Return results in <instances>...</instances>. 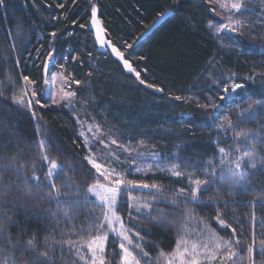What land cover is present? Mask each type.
<instances>
[{"label": "trees", "instance_id": "16d2710c", "mask_svg": "<svg viewBox=\"0 0 264 264\" xmlns=\"http://www.w3.org/2000/svg\"><path fill=\"white\" fill-rule=\"evenodd\" d=\"M55 3L56 0H38L33 5L28 0H7L6 5L0 8V48L15 44L13 57L0 62V82H6L9 74L13 82H16L18 73L39 79L43 71V61L49 51L54 50L55 67L50 66L51 73L58 70L60 64L64 63L63 57L79 54L85 63L83 65L72 63L71 68L79 74V79L88 80L92 85L88 88L90 92L84 90L79 96L92 94L95 111L102 113L119 127L126 141L128 139L136 146L142 145L143 149L147 146L153 148L152 152H159L167 161L169 159L165 156L166 152L169 156L172 155L171 157L178 155L180 159H185V156H195L194 163L197 168L194 176L200 179L205 177L198 169L205 167L206 162L214 157L216 161L219 160L217 142H220L219 147H224L233 153L238 145L242 146L241 154L244 148L249 150L255 148L257 154L264 158V147H261L259 143L253 140L248 144L244 137H236V132L255 133L259 130V125L264 124V110H261L259 106H255V119L250 116H238V113L247 109L250 104L255 105L256 100H264V75H260L264 72L262 43H254L250 40L249 42L238 35L223 33V37L236 41L238 47L225 49L220 42V37L207 27L214 14L206 11L204 0H97L100 18L111 34V38L128 42L140 36L148 24L157 20L158 12L173 8L175 13L173 17L145 42L136 43L129 50L133 54L131 58L137 61V65L148 69L147 76L144 78L163 88V92L157 93L139 85L135 78L127 75L114 59L100 53L94 36L88 30L71 24L73 18H79L82 15L79 9L74 10L66 23L60 21L50 23L54 14L60 16L64 12L55 8ZM48 4L53 7H46ZM189 18L195 21V27L188 23ZM20 22H23V28L20 37H17V25ZM84 22L87 23L86 20ZM52 31H57L55 38L50 36ZM87 52L92 53L91 57L85 55ZM38 53H44V55H40L37 59ZM16 55L23 58L19 69L13 68ZM141 56L145 59H140ZM216 64L230 73H236L241 78L240 82L246 85L233 99L219 100L221 107L218 113L211 110L205 111L197 106V101L200 104L206 103L201 97L205 94L202 91L207 88H203L202 84L210 68ZM89 71L92 72L91 77L88 76ZM252 73L257 74L255 78L246 80L245 77ZM46 87L41 82V90ZM12 91L11 87L4 88L5 95H10ZM214 91L218 92L216 87L210 90L213 93ZM44 95L50 106L38 110L36 121H30L27 116L18 120L19 114L15 112L8 116V120L11 123L18 122L21 134H27L29 140L39 138L34 129V124L38 125L40 131L46 137H51L63 153L58 155L53 146L48 149L49 155L61 164L78 169L79 159L86 155V152L77 139L80 129L74 120L75 114L70 108L51 105V101L47 99L48 95L46 93ZM176 95L193 97V100L188 103L176 101L173 99ZM5 115H7V107L3 113H0V117ZM226 115L230 116L234 124L238 120L244 122L240 123L234 131H226L227 122L222 119ZM214 116H219L220 119H215ZM101 117L103 116L99 118ZM221 123L225 124V128L217 127ZM8 135L9 131L5 129V140ZM140 141L144 143L140 144ZM156 147L160 149L157 150ZM249 154H251L250 151ZM16 155L29 165L27 173L29 176L32 174L33 163L39 174L41 161L35 143L20 144L19 138L13 139L10 145L6 144L0 148V166L8 163L10 158ZM216 168L219 171V163H216ZM246 171L251 184L247 190L237 189L234 198L228 195L230 189L223 186L220 181L213 184L201 196L202 201H208L209 197L219 190L222 200L232 201L224 210V216L228 223L237 228L241 245L251 231L252 221L246 219L253 211L249 205L250 201H256L254 210L257 224L264 221V207H261L258 199L261 189H264V172L257 169L258 174L253 176L250 166L246 168ZM65 175L73 176L67 168L60 174L61 178ZM129 178L148 184L156 183L165 189H171L163 196L156 197L159 203L154 204L152 208L153 220L141 219L139 216H134L132 219L133 224L143 229L141 235L147 241L145 250L149 252L156 264H166V257H161L160 253L171 252L183 228L196 224V221L185 220L184 213L188 210L193 212L197 220L205 218L206 223L199 224L198 227L214 229L219 235L230 238L231 230L221 229L212 219L215 216V205L200 207L186 203L172 205L166 202L176 199L172 192L187 184V180L177 181L167 172L136 174ZM73 179L80 185V196H74L73 199L82 200L87 192V184L92 181L82 180L79 171ZM253 188L256 189L255 192L252 191ZM133 195L141 201V206L143 201L153 199L152 195L148 194V190L134 192ZM220 207L223 209V205ZM44 209L56 212V205L41 203L40 212ZM70 211L75 214V220L66 223L62 214L54 218L44 213L39 215L38 219L33 218L27 227L30 232L39 229L38 235L41 241L46 235H55L59 240L61 231L70 232L72 225H75L78 230L89 231L94 221L88 214L93 211L99 212V209L94 208L91 203L84 202L71 207ZM189 231H191L190 227ZM255 231L257 234L264 232V225L257 226ZM88 239L89 236L78 237L77 242L85 243ZM64 261L70 264L71 258L65 254ZM57 264H60L59 260ZM240 264H245L244 260H240Z\"/></svg>", "mask_w": 264, "mask_h": 264}, {"label": "snow or ice", "instance_id": "6c2138e0", "mask_svg": "<svg viewBox=\"0 0 264 264\" xmlns=\"http://www.w3.org/2000/svg\"><path fill=\"white\" fill-rule=\"evenodd\" d=\"M28 2L35 5L38 0H28ZM6 3L7 0H0V8H3ZM204 3L206 11L214 14L207 27L213 30L218 37L221 33L242 35L245 28H254L256 25L264 28V0H260L261 10L255 21L245 19V14L250 11L247 8L249 0H204ZM46 7L51 8L53 5L48 4ZM55 8L64 10V12L60 16L54 14L50 23L55 21L66 23L74 10L79 9L82 15L79 18H73L71 24L88 30L94 36L100 53L114 59L126 74L134 76L139 85L163 92V88L158 87L155 82H148L144 78L147 76L148 69L139 67L137 61L131 58L133 54L129 50L152 31L158 20H163L170 13L174 14L173 8L158 12V19L148 24L145 31L132 42L111 38V34L102 26L99 18L97 0H70V2L69 0H56ZM216 17L220 19L216 20ZM85 20L87 23L84 22ZM188 23L193 27L196 26L191 18ZM22 28L23 22H20L17 25V37H20ZM69 35H71L70 32ZM50 36L55 38L57 31H52ZM14 51V43L0 48V62L12 58ZM40 55L44 53H38L37 59ZM85 55L91 57L92 53L87 52ZM62 59L64 63L60 64L61 71L57 73L62 80V86L55 95H52L47 87L43 90L40 88L41 82L46 86L56 82L57 75H52L50 71V66L55 67L54 50L46 54L39 79L18 73L16 82H13L10 74L6 77V82H0V113H3L7 107V115L0 117V148L6 144L10 145L15 138H19L20 144L35 143L41 161L39 174L36 165L34 163L31 165V176L27 174L29 165L23 162L19 155L11 157L8 163L0 166V264H57L58 260L60 264H67L64 261L65 254L71 258L70 264H156L149 252L145 250L147 241L141 235L143 229L133 224L132 219L134 216H139L141 219L153 220L152 208L154 204L159 203L156 197L163 196L171 189H165L156 183L148 184L129 179L130 176L136 174H147L153 167L157 172H167L177 181L187 180V184L172 192L176 199L166 201L167 203L172 205L186 203L200 207L215 205V216L212 219L221 229L231 230L230 238H225L214 229L198 227L197 225L206 223L205 218L197 220L193 212L188 210L184 213L185 220L196 221V224L183 228L171 252L166 254L162 251L160 253L161 257H166V264H240V260H244L245 264H264V232L257 234L255 231L257 226L264 225V221L257 224L254 210L256 201L249 202L253 211L246 219L252 221L251 231L241 245L237 228L228 223L224 216V210L232 201L222 200L219 190L209 197L208 201L201 200V196L217 181L230 189L228 195L233 198L237 189L247 190L251 182L247 178L246 168L250 166L253 176L258 174L257 169L264 172V158L257 154L255 148L250 150L244 148L241 154L242 146L238 145L233 153L224 147H219L220 142H217L219 160L216 161L214 157L206 162L205 167L198 169L205 177L200 179L191 172L180 171L179 163H164L161 167V157L155 152L148 154L153 163L145 168L143 159L146 154L144 152L133 154V150L128 145L122 143L118 137H113L111 130L105 133L94 118L93 122H89L87 119L81 120L77 115L74 117L80 129L77 139L86 152V155L79 159L77 169L61 164L49 155L48 149L53 146L58 155H63V153L51 137H46L40 131L38 125L34 124V129L39 138L29 140L27 134H21L18 122H9L8 116L13 112L19 114L18 120L27 116L30 121H36L38 110L50 106L45 99V92H49L47 99L51 101V105L75 110L77 96L84 89L91 88L92 85L88 80L79 79V74L71 68L72 63L80 65L85 63L79 54ZM140 59L145 58L141 56ZM22 63V56L16 55L13 68L19 69ZM256 75L252 73L245 79L253 80ZM88 76H92L91 71ZM240 81L241 78L236 73L217 80L213 86L219 91L211 98L206 97L207 103L200 104L197 101V106L202 110L218 113L221 106L216 103V100H227L229 97L238 95L239 91L246 87L245 83ZM6 87L13 89L10 95L4 94ZM173 99L188 103L193 100V97L176 95ZM255 106L264 110V100H256L255 105L250 104L247 109L239 112L238 116H250L255 119ZM214 118L220 119L219 116H214ZM222 119L227 122L226 131H234L240 123L244 122L238 120L234 124L227 115ZM217 127L225 128V124H218ZM5 129L9 131L7 140L4 137ZM236 137H244L248 144L255 140L261 147H264V124L259 125V130L255 133L236 132ZM143 143L140 141V144ZM216 163L220 165L219 171H217ZM185 167L196 166L185 165ZM66 168L73 176L79 171L82 180L92 181L87 184V192L82 200L73 199L74 196H80V185L75 182L73 176L65 175L61 178L60 174L65 172ZM145 189L153 199L143 201L141 206V201L133 193ZM252 191L255 192L256 189L253 188ZM258 199L261 207H264V189H261ZM84 202L91 203L94 208L99 209V212L93 211L88 214L93 217L94 221L89 231L78 230L75 225H72L70 232L61 231L59 240L55 235H46L41 241L38 235L39 229L30 232L27 227L33 218L38 219L39 215L44 213L54 218L62 214L66 223L75 220L76 216L70 208ZM41 203L50 205L55 203L56 212H51L50 209L40 212ZM220 205H223V209ZM122 209H127V211H122ZM82 236H89V239L85 243H78L77 238Z\"/></svg>", "mask_w": 264, "mask_h": 264}, {"label": "rangeland", "instance_id": "374dc122", "mask_svg": "<svg viewBox=\"0 0 264 264\" xmlns=\"http://www.w3.org/2000/svg\"><path fill=\"white\" fill-rule=\"evenodd\" d=\"M247 8L250 10L248 13L245 14V19H249L252 21H255L257 19V14L260 12V0H249V3L247 4ZM220 18L218 17V20ZM226 34V33H224ZM223 33L220 34V42L222 43V45L225 47V49L228 48H238L236 45V41L234 42V40L228 38V37H223L222 35H224ZM227 35V34H226ZM237 36V34L235 35ZM239 37H242L243 39H247V41H251L254 43H262L263 47H264V28H261L259 25H256L254 28L249 27V28H245L243 31L242 35H238ZM249 41V42H250ZM262 61V60H261ZM262 63L264 64V60L262 61ZM61 70L60 68L58 70H56L54 73H52V75H57V73H59ZM264 71V68H263ZM259 72V71H257ZM264 73V72H262ZM231 73L228 72L225 68L219 66L218 64L212 66L208 72V74L205 76L204 81H203V88H207L206 90L202 91V93H205L203 97V100L207 103V100L205 99L206 97L211 98L213 97V94H215L216 92H210L211 88L214 87L213 84L223 78L226 77L228 75H230ZM62 86V80L61 78L57 75V79L55 83H50V85H47V88H49V91L52 95H55L56 92L59 90V88ZM89 91V89H84ZM208 90V91H207ZM217 90L219 91V89L217 88ZM84 92V91H83ZM90 92V91H89ZM47 95H49V92H45ZM80 95V94H79ZM77 96L76 98V102H75V110L73 111L75 116L79 115L80 119H87L89 122H93V118L94 121L96 123H99L102 126V129L105 133H108L109 130H111V133L113 135L114 138H117L124 143L125 145H128L132 150H133V154H135L136 152H144L145 158L143 159V165L146 168L148 166V164L153 163V161L150 158V153H153V148L150 147H146V149L142 148V145H134L131 141L129 144V140L126 139L121 135L122 133L119 130V127H117L114 123H112L111 121H109L108 118H106L102 113H97L95 111V103L93 101V96L92 94H85L82 96ZM234 97H229V100L233 99ZM86 101V102H85ZM216 103L219 105V100H216ZM100 116L101 119L99 118ZM165 148V147H163ZM157 150H159L160 148H157ZM157 153V152H155ZM159 154V156L161 157V167L164 166V163H169V164H176L179 163L180 164V171L182 172H191L193 175L196 171L197 165L194 163V158L195 156L191 155V156H185V159H180L178 155H175L174 157H171L172 155L169 156V154L166 152L165 156L169 159L167 161V159H165V157H163V155H161L159 152L157 153ZM175 158L174 160L171 161V159ZM140 161H138L139 163ZM174 162V163H173ZM183 162V163H180ZM185 165H192V166H196V167H185ZM152 172H157L155 170V167H153V169L151 171H148V173H152ZM129 179H133L136 181H141L135 178H129ZM146 192L145 190H141L138 192Z\"/></svg>", "mask_w": 264, "mask_h": 264}, {"label": "water", "instance_id": "95a60500", "mask_svg": "<svg viewBox=\"0 0 264 264\" xmlns=\"http://www.w3.org/2000/svg\"><path fill=\"white\" fill-rule=\"evenodd\" d=\"M174 12V11H173ZM175 14V13H174ZM174 14L173 13H170L169 14V16H167V17H165L163 20H158V23L156 24V26L152 29V31L151 32H148L146 35H145V37L143 38V39H141L137 44H140V43H143V42H145L149 37H151L162 25H164L171 17H173L174 16ZM99 18H100V15H99ZM158 19V18H157ZM100 20H101V18H100ZM101 22H102V20H101ZM102 26L103 27H105L104 26V24H103V22H102ZM226 34H230V33H226ZM232 35H236V34H232ZM95 44H96V42H95ZM96 46H97V44H96ZM97 48H98V46H97ZM128 75V74H127ZM130 76H132V75H130ZM134 77V76H133ZM151 90H154V89H151ZM155 91V90H154ZM157 93H160V92H158V91H156ZM186 116H188V115H186Z\"/></svg>", "mask_w": 264, "mask_h": 264}]
</instances>
